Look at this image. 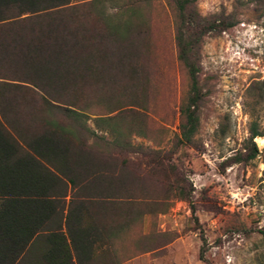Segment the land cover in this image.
I'll use <instances>...</instances> for the list:
<instances>
[{
  "label": "rangeland",
  "instance_id": "1",
  "mask_svg": "<svg viewBox=\"0 0 264 264\" xmlns=\"http://www.w3.org/2000/svg\"><path fill=\"white\" fill-rule=\"evenodd\" d=\"M105 1L103 11L123 12L137 28L124 54L138 70L114 72L105 95L94 88L84 99L90 129L109 143L120 135L118 145L89 143L110 172L94 195L112 204L98 210L109 231L97 264H264V136L252 140L253 159L234 163L252 153L250 126L264 132V5L193 0L201 19L231 27L201 40L198 129L183 146L188 79L176 59L172 0ZM97 117L116 120L98 128Z\"/></svg>",
  "mask_w": 264,
  "mask_h": 264
},
{
  "label": "trees",
  "instance_id": "2",
  "mask_svg": "<svg viewBox=\"0 0 264 264\" xmlns=\"http://www.w3.org/2000/svg\"><path fill=\"white\" fill-rule=\"evenodd\" d=\"M71 2L0 0V264H97L106 255L98 210L112 204L94 195L106 191L110 172L95 164L89 143L118 145L120 135L111 143L96 135L84 99L114 72H137L124 54L137 28L123 12L103 11L105 0ZM172 3L176 59L188 79L178 141L187 146L199 123L201 40L231 26L201 19L193 0ZM249 134L252 153L234 163L257 155L252 140L264 132L252 124Z\"/></svg>",
  "mask_w": 264,
  "mask_h": 264
}]
</instances>
